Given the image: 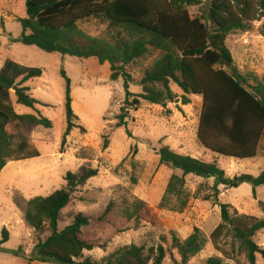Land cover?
<instances>
[{
  "label": "trees",
  "instance_id": "obj_1",
  "mask_svg": "<svg viewBox=\"0 0 264 264\" xmlns=\"http://www.w3.org/2000/svg\"><path fill=\"white\" fill-rule=\"evenodd\" d=\"M24 5L25 15L17 18L22 33L12 39L13 42L33 45L47 53L81 59L92 57L100 64L107 62L110 80L123 79L126 107L117 115L116 127L126 125L129 109H137L141 100L157 105L176 101L171 88L175 84L182 91L183 105L190 103L191 95L201 97L196 130L201 147L234 159L257 156L264 135V75L259 78L251 73L242 74L226 46V37L236 30L246 31L253 21L260 20L264 16V0H24ZM190 6H197L198 12L191 14ZM91 18L107 23L111 31L109 39L90 36L79 27ZM259 34L264 37V22ZM148 55H155L154 60L142 69L141 92L134 95L128 89L132 76L126 66ZM41 75V68L24 66L10 59L0 67V171L9 161L40 156L28 133L37 126L51 128L52 122L39 111L18 113L12 97L15 103L35 109L41 103L30 94L25 83ZM60 75L65 80L63 145L76 125L71 109L70 80L64 70ZM13 86L15 91L11 90ZM157 155L159 164L181 171V175L169 177L157 209L165 208L163 200L167 197H182L187 175L213 179L210 186L213 193L203 196V200L217 201L220 186L232 188L245 182L251 185L252 195H255V188L264 184V166L257 176L242 173L229 177L215 161L178 153L165 144L157 149ZM97 172L96 168H84L79 173L68 171L63 188L25 201L23 219L26 224L37 233L48 231L44 239L33 245L28 264L32 261L161 264L172 250L178 254L180 264H185L202 250L205 239L195 227L184 239L169 231V251L162 244L149 247L129 244L110 253L103 262L84 257V251L99 247L94 238L95 228L110 225L115 228V235L132 221H154L152 208L145 202L129 203L123 197L110 200L92 219L77 214L71 223L59 229L60 211L69 203L73 191ZM131 180L135 182L134 177ZM185 203L186 199L182 200L181 206ZM219 208L220 222L210 238L216 241L227 229L250 264L255 263L256 254L264 261V248L253 240L255 233L264 229V219L238 213L235 209L230 212V205L226 203H219ZM8 237L3 227L0 250ZM19 250L15 252L18 256ZM219 263L215 258L207 261V264Z\"/></svg>",
  "mask_w": 264,
  "mask_h": 264
},
{
  "label": "rangeland",
  "instance_id": "obj_2",
  "mask_svg": "<svg viewBox=\"0 0 264 264\" xmlns=\"http://www.w3.org/2000/svg\"><path fill=\"white\" fill-rule=\"evenodd\" d=\"M188 10L196 14L198 7L190 6ZM24 15V0H0V67L10 59L42 69L40 77L25 83L30 94L41 103L35 106L36 110L15 103L14 97L12 102L18 113L39 111L52 122V127L37 126L28 133L40 156L9 161L0 171V237L3 227L9 233L0 250V264H28L33 245L48 235V231L37 233L26 224L25 201L63 188L66 172L79 173L84 168H96L97 175L75 188L69 203L60 211L59 229L71 223L77 214L92 219L110 200L123 197L129 203L145 202L152 208L154 218L153 222L132 221L115 235V228L110 225L92 229L99 247L84 251V257L103 262L110 253L129 244L146 247L162 244L169 251V231L184 239L197 227L205 242L202 250L185 264H207L212 258L218 259L219 264H250L229 230H224L216 241L210 238V233L220 222L219 203L229 204L230 212L235 209L264 219L261 205H264V184L255 188V195L251 185L245 182L232 188L220 186L217 201L203 200V196L213 193L210 189L213 179L188 175L182 197H167L163 200L165 208L157 209L169 177L181 175L180 170L159 164L157 149L165 144L178 153L215 161L229 177L242 173L257 176L264 166V135L257 156L250 159L228 158L201 147L196 138L201 99L193 95L190 103L183 105L182 91L175 84L171 88L176 101L157 105L141 100L137 109H129L126 125L116 127L117 115L126 107L123 79L110 80L107 62L100 64L92 57L81 59L47 53L33 45L13 42L22 33L17 18ZM263 22L264 16L253 21L246 31L236 30L226 37V46L244 75L251 73L259 78L264 75V37L259 34ZM79 27L93 37L109 39L111 35L107 23L100 18H91ZM154 57L148 55L126 66L132 76L128 85L132 94L141 92L142 69ZM61 70L70 80L71 109L76 125L63 145L65 80ZM185 199V205L181 206ZM253 240L264 248V229L257 231ZM18 248L19 256L15 253ZM31 264L43 263L32 261ZM161 264H180V258L172 250ZM254 264H264L260 255H255Z\"/></svg>",
  "mask_w": 264,
  "mask_h": 264
},
{
  "label": "water",
  "instance_id": "obj_3",
  "mask_svg": "<svg viewBox=\"0 0 264 264\" xmlns=\"http://www.w3.org/2000/svg\"><path fill=\"white\" fill-rule=\"evenodd\" d=\"M15 89H16L15 86H13L11 90H12V91H15Z\"/></svg>",
  "mask_w": 264,
  "mask_h": 264
},
{
  "label": "crops",
  "instance_id": "obj_4",
  "mask_svg": "<svg viewBox=\"0 0 264 264\" xmlns=\"http://www.w3.org/2000/svg\"><path fill=\"white\" fill-rule=\"evenodd\" d=\"M191 96H193V95H191ZM194 96H196V95H194ZM200 97V96H199ZM200 99H201V97H200ZM200 105H201V103H200ZM188 176V175H187Z\"/></svg>",
  "mask_w": 264,
  "mask_h": 264
}]
</instances>
